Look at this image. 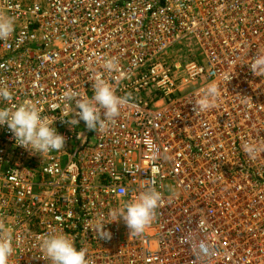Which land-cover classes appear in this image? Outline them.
Instances as JSON below:
<instances>
[{
  "label": "built area",
  "instance_id": "obj_1",
  "mask_svg": "<svg viewBox=\"0 0 264 264\" xmlns=\"http://www.w3.org/2000/svg\"><path fill=\"white\" fill-rule=\"evenodd\" d=\"M0 15L15 23L0 40V87L12 93L0 107L31 100L66 137L40 156L0 126L9 264H48L39 243L52 233L72 238L87 264H264V76L249 67L264 54V0H0ZM110 59L118 71L103 68ZM96 74L128 97L106 129L47 109L69 108L68 90L90 97ZM213 82L216 106L194 110ZM150 188L162 203L142 233L121 219L97 237L98 217L114 219Z\"/></svg>",
  "mask_w": 264,
  "mask_h": 264
},
{
  "label": "clouds",
  "instance_id": "obj_2",
  "mask_svg": "<svg viewBox=\"0 0 264 264\" xmlns=\"http://www.w3.org/2000/svg\"><path fill=\"white\" fill-rule=\"evenodd\" d=\"M14 31L13 19L0 15V40L9 39ZM249 67L255 76H264V54H257ZM103 68L109 73L119 70L117 62L112 59L105 61ZM90 81L92 82L90 97L87 91L81 94L75 90H68L63 99L69 103V108L62 111L59 104L53 103L47 109L53 112L59 109L60 118L66 119L73 127L83 121L89 130L97 132L106 129L109 122L119 115L121 108L128 103V97L118 96L102 74L94 75ZM218 98L217 84L210 83L195 101L194 110L208 111L216 106ZM11 99V91L7 87H0V101ZM44 111L31 100H24L10 108L0 107V126L6 125L12 133L15 145L25 148L32 154L42 156L45 153L59 151L65 147L66 137L55 127L57 117L43 116ZM244 151L254 156L257 148L255 145L246 144ZM153 158L155 159V156ZM152 173L158 174L159 169L154 167ZM161 203V193L155 188L147 189L135 200L110 212L109 216L114 219L98 217L94 231L100 240L110 239L111 233L105 229V225L122 219L130 234H140L151 224L155 210ZM39 248L48 264H87L86 251L83 248L78 249L67 234L44 235L40 238ZM13 252L12 236L10 233H5L0 236V264H9Z\"/></svg>",
  "mask_w": 264,
  "mask_h": 264
},
{
  "label": "rangeland",
  "instance_id": "obj_3",
  "mask_svg": "<svg viewBox=\"0 0 264 264\" xmlns=\"http://www.w3.org/2000/svg\"><path fill=\"white\" fill-rule=\"evenodd\" d=\"M186 54H188V53H190L191 54V56H197V54H198V51L197 50H192V51H184ZM180 54H182V52H180V51H173V52H171V53H168V57L170 58V59H173L175 56L176 57H179L180 56Z\"/></svg>",
  "mask_w": 264,
  "mask_h": 264
}]
</instances>
